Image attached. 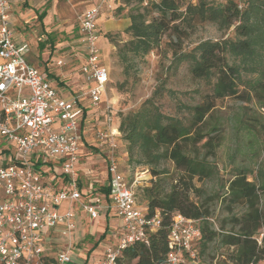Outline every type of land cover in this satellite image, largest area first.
Masks as SVG:
<instances>
[{
	"label": "built area",
	"instance_id": "2783aa9c",
	"mask_svg": "<svg viewBox=\"0 0 264 264\" xmlns=\"http://www.w3.org/2000/svg\"><path fill=\"white\" fill-rule=\"evenodd\" d=\"M106 1L95 0L81 13L78 25V42L84 51L79 71L91 83L84 94L94 107L100 104L109 81V71L100 62L97 29ZM10 6V0H0V263L66 264L70 262L68 251L51 255L44 247L58 227L63 234L75 229L74 212L70 208L60 212L58 207L79 202L81 210L94 220L101 200L95 196L83 200L77 186L81 112L77 98L60 97L29 63L27 44L14 39L8 20ZM106 123L109 127L110 116ZM96 137L107 145L108 192L123 230L117 242L104 249L102 264H116L124 248L147 243V234L160 226L161 219L158 214L146 216L136 203L132 187L147 171L134 173L129 183L120 171L112 131L102 129ZM52 169L54 174L49 176ZM196 223L177 212L171 215L168 252L162 264L199 263Z\"/></svg>",
	"mask_w": 264,
	"mask_h": 264
},
{
	"label": "rangeland",
	"instance_id": "374dc122",
	"mask_svg": "<svg viewBox=\"0 0 264 264\" xmlns=\"http://www.w3.org/2000/svg\"><path fill=\"white\" fill-rule=\"evenodd\" d=\"M212 1L219 5L226 2V0ZM153 2L156 1L107 0L104 4L109 13V16L105 17L114 20L100 21L98 33L103 52L109 48L108 43L112 45V50H106L104 53V60L110 69V79L107 83L108 98L116 100L111 114L113 125L114 122L119 123L121 116L125 113L136 111L146 99L152 97L156 89L157 93L153 101L158 109L166 115L188 122L189 107L200 103L204 94L211 92L212 85L194 78L189 71V63L187 61L176 63L174 57L190 51L202 40L234 37L233 26L218 30L214 23L196 22L194 19L170 22L169 28L160 35L154 48L144 56L132 60L133 71L126 77L115 55V46L110 42V37L105 34L109 32L115 40L130 39V35L124 32L125 24L130 23L129 14L140 9L145 11L147 21H157L159 12L152 6ZM188 2L195 3L196 0H177L179 11H184ZM20 3L21 9L27 14L37 15L38 11L49 7L52 17L49 26L48 23L46 24L47 31L48 27L52 29L55 43L60 42L63 45L70 43L81 11V5L76 0H20ZM119 21L125 22L118 23ZM31 23L28 24L29 38L44 34L42 22L37 19L36 22ZM121 27V30H116ZM68 51L70 46L60 51L65 65L54 67V71L60 73L61 79L64 76L71 79L78 66L75 57ZM239 119H242V122L246 123L254 134L250 143L246 138L245 130L240 128ZM212 122L221 125L222 133L221 144L217 147L214 156L206 152L201 145L202 142L187 149V152L192 155L206 158L211 167V175L202 178L194 177L191 180L190 189L185 187L181 171L176 169L169 159H162L159 164V169L163 173L159 177H152L150 171L145 172L149 166L144 164L139 153L135 152L131 159L128 157L126 143L122 140L118 142L120 145V158H118L120 171L129 183L132 182L134 173L137 172L140 175L141 172H145L141 175L139 183L132 187L138 206L144 207L146 200L143 190L154 182L153 187L162 194L167 193L174 185L179 190L183 189L190 201L208 213L210 227L217 232L214 239L207 242L201 252L202 264H230L229 255L234 253V248L224 245L221 235L233 230V218L242 215L246 208L230 204L227 200L228 185L240 168L252 170L248 180L255 181L254 175L257 169L264 165V107H261L255 98L245 102L235 97L218 99L216 108L211 112L202 129L209 130ZM91 156L93 165L90 164L91 162L84 164L86 168L92 170L91 174L85 176L84 187L92 184L93 188L99 191L105 178L104 162L95 150L91 152ZM78 203L75 202L72 205L78 208ZM261 205L264 212V198H261ZM63 207L66 205L63 204ZM102 214L96 221L88 220L86 217L78 219L74 230L65 234H53L50 244L46 243L44 247L49 249L50 254L68 251L70 262L66 264H102L103 249L107 243L115 240L112 232L114 234L115 229L118 228V220L114 216L113 208H109L107 214L112 219L111 226L109 225L104 238L93 246L101 233L96 228L102 224ZM257 240L259 244H264V221Z\"/></svg>",
	"mask_w": 264,
	"mask_h": 264
},
{
	"label": "trees",
	"instance_id": "16d2710c",
	"mask_svg": "<svg viewBox=\"0 0 264 264\" xmlns=\"http://www.w3.org/2000/svg\"><path fill=\"white\" fill-rule=\"evenodd\" d=\"M155 1L152 6L159 12L157 21H147L145 11L140 9L129 14L130 23L124 32L130 35V39L115 40L109 32L105 34L115 46V55L126 77L133 71L132 60L149 53L160 35L169 28L170 22L194 19L196 22L214 23L218 30L231 26L234 30L233 38L202 40L190 51L174 57L176 63H189V71L194 78L212 85L211 92L204 94L200 103L189 107L188 122L158 109L153 101L157 89L136 111L127 112L119 123L114 122L119 132L117 141H125L130 159L135 152L139 153L144 164L149 166L145 170L150 171L152 177L163 173L159 164L162 159H169L181 171L184 185L190 189L194 177L211 175V167L205 157L192 155L187 149L202 142L206 152L214 156L221 144L219 123L212 122L209 130L202 129L216 108V100L235 97L245 102L255 98L264 107V0H226L222 5L212 0H196L195 3L188 2L184 11H179L177 0ZM239 125L250 143L254 138L251 128L242 119H239ZM249 174L252 170L238 169L228 185L227 200L230 204L246 208L242 215L233 218V230L221 235L222 243L234 248V253L229 255L230 264L264 261V244L257 240L264 221L261 205L264 165L257 169L255 181L248 180ZM153 184L143 190L146 200L143 208L146 216L158 214L161 224L147 234V243L137 242L124 248L116 264H162L168 252L170 217L176 212L197 221L200 237L196 249L198 264H202L201 252L206 243L217 235L210 227L208 213L190 201L183 189H177L176 185L162 194L155 190ZM103 190L107 191L106 188ZM102 237L103 234L93 246Z\"/></svg>",
	"mask_w": 264,
	"mask_h": 264
},
{
	"label": "crops",
	"instance_id": "0c3cea01",
	"mask_svg": "<svg viewBox=\"0 0 264 264\" xmlns=\"http://www.w3.org/2000/svg\"><path fill=\"white\" fill-rule=\"evenodd\" d=\"M76 1L79 3V5H81V11L78 16L77 24L74 27L75 30L72 35V39L70 43H67L66 45H63V43L60 42L55 43L56 39H55V35L52 33V29H50V27H48V31L46 29V24L48 23L49 26L50 19L52 17L50 14L51 11L49 7H45L41 11H38L37 15L34 13L27 14L24 13V11L21 9L22 5L20 3V0H10L11 6L8 15V20L13 29L15 41L18 43L27 44L26 58L29 61V63L32 64L35 68H37L45 76V78L57 91L60 97L64 99H74L76 97L78 104L80 105L81 112L78 120V127H79L78 157L75 165V168L78 173L77 186L82 193L83 200L92 198L93 196L99 197L101 200L100 211L98 213V216L94 219L96 221L99 215L103 213L101 226L99 228L95 227L98 231L101 232L99 237L103 234V237L100 238L99 241H101L104 238L105 234H107V231L109 230L108 229L109 225L111 224L112 219L108 217L107 214L109 208H113L114 216L118 220V225H117L118 228L116 227L117 229H115L116 231L114 234L112 232V236L115 240L112 241L113 243L112 242L107 243L104 247L105 249L109 245H112L117 242V240L121 237L123 230H122L121 221L116 214L115 207L111 201V197L108 192L109 173L107 171V164H106L107 145L104 141L103 142L99 141L96 135L98 131L108 128L114 134L115 140H117V137L119 136V132L117 131L116 127L113 125V123H110L108 127L106 123L107 116L111 117L113 111L112 106L115 104L116 100H114L113 98L109 100L107 93V85H106V93L102 97V100L98 106L95 107L92 106L89 103L88 97L84 94L85 91L88 89V87L91 85V83L87 81L84 75H82L81 72L79 71L80 66L82 65L84 60V51L78 42V25H79V17L81 13L87 7H89L93 2H95V0L93 1L76 0ZM106 10L107 9L103 7V9L101 10L98 16V22H97L98 33L100 31L99 29L100 21L102 22V21L112 20L105 17V16H109L108 11ZM37 19L39 20V22H42V24L44 25L45 32L43 35H39V37H37L36 35L35 37L29 38L30 30L28 29L29 26L28 24H30L31 22H32L31 24H33V22H36ZM122 22L123 21H119L118 23H122ZM126 26L127 23L125 24L124 27ZM121 29L122 27L119 29L116 28V30H121ZM98 45L100 49V62L103 66H105L108 69L109 79H110V69L104 60V53L106 52V50H112V45L108 43L109 48L104 50V52H103V48L100 45L99 40H98ZM66 46H70V51L68 52L72 53V56L75 57V60L77 61L78 64L76 72L71 79H68L67 76H64L63 79H61L60 73L58 71H54V67L65 65V61L60 56L61 53L60 51L66 48ZM119 147L120 145L118 143V148H117L118 157L120 150ZM93 150L96 151L97 155L102 157V160L104 162L105 178L104 181L102 182V185L99 187V191H96L93 188L92 184H89L88 187H84V183L86 182L85 181L86 174H91L92 172L91 168H86L84 164L91 162L90 164L93 165L94 162L91 160L92 159L91 152ZM52 174H54L53 169L52 171H50L49 176H51ZM56 181L57 182L60 181L59 176H57ZM104 188H106L107 191H104L103 190ZM63 204H65L66 207H63ZM68 208H70L75 214V228L78 219L81 220L83 217H86L88 220H92L86 216V214L81 210L80 207L75 208L74 205L69 207V204L67 203H62L58 207L60 212H64ZM58 233H62L61 227H58L56 230H54L49 234L48 236L49 244H50V240H52L53 234H58ZM49 252L50 251L48 249V253Z\"/></svg>",
	"mask_w": 264,
	"mask_h": 264
}]
</instances>
